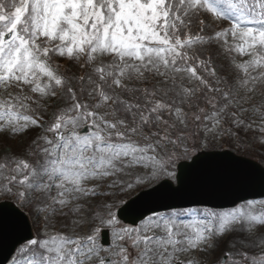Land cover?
<instances>
[{
  "label": "snow or ice",
  "instance_id": "6c2138e0",
  "mask_svg": "<svg viewBox=\"0 0 264 264\" xmlns=\"http://www.w3.org/2000/svg\"><path fill=\"white\" fill-rule=\"evenodd\" d=\"M53 57L81 74L61 72ZM257 94L264 97V0H0V132L41 130L25 156L0 155V192L43 214V235L17 249L20 264H200L181 255L214 249L231 233L241 234L232 247L259 248L232 264H264V200L189 210L190 220L152 213L119 228L107 202L162 179L179 193L180 161L192 168L201 149L238 138L233 128L264 133V98L245 107ZM50 100L61 103L45 121ZM249 111L259 124L245 125ZM96 197L104 199L90 204ZM57 217L70 233L48 230ZM96 220L114 229L110 255L119 259L101 256Z\"/></svg>",
  "mask_w": 264,
  "mask_h": 264
},
{
  "label": "water",
  "instance_id": "95a60500",
  "mask_svg": "<svg viewBox=\"0 0 264 264\" xmlns=\"http://www.w3.org/2000/svg\"><path fill=\"white\" fill-rule=\"evenodd\" d=\"M197 155L201 159L192 168L179 166L191 161H180L177 165V174H183L184 178L181 192L172 193L162 180L127 200L118 209V216L136 223L156 210L193 204L226 207L264 195V167L257 161L227 149L201 150ZM172 186L179 187V184ZM31 236L26 215L10 201L0 202V264L7 261L20 242ZM102 242L108 243L106 229L102 230Z\"/></svg>",
  "mask_w": 264,
  "mask_h": 264
},
{
  "label": "rangeland",
  "instance_id": "374dc122",
  "mask_svg": "<svg viewBox=\"0 0 264 264\" xmlns=\"http://www.w3.org/2000/svg\"><path fill=\"white\" fill-rule=\"evenodd\" d=\"M196 25H198V20L196 21ZM224 25H225V27H227L228 26L227 22H225ZM206 31L209 32L208 30H206ZM217 50L218 49H215V46H214V51H217ZM58 59H61L62 62L64 63V65L66 64V62H70V61H68V59L66 57L65 58H58ZM237 59L239 60L240 57L237 56ZM219 62L221 64H223L226 69H229V62L227 60H225L223 58ZM70 63L71 64H76L74 62H70ZM58 65H59V67H62L59 62H58ZM71 67L72 68H76V65L75 66H71ZM261 98H262V96L257 94L249 104L245 105V107L250 109L251 108V104L252 103H258L261 100ZM48 105H49V102H48ZM46 113H49V106H48V109H47ZM241 118L245 121V124L251 123L252 121H255L256 124H259V122H260V117L257 116V115H253V113L251 111L245 112L242 115ZM40 131L41 130L38 131L37 135L40 134ZM251 131L253 133H255V135L257 137H259L262 140H264V133H261L255 127V125L253 127H251ZM7 134H10V133L0 132V148L3 149V147H5L6 150H9L10 154H13V155L25 156L27 151L30 150L29 149V145L31 144L32 139L30 140V142L27 141L26 144L24 145L25 147L23 149H21L20 146H21V144L23 145V143H24V138H25V137H23L24 134H19L18 136H15V137L12 136V138L8 137ZM219 141L220 140H217L216 142H214L213 148H215V147H219V149L220 148H229V149H231V150H233L235 152H239V153L247 156V154L244 153V151H246V150H244V149L237 150L236 147H227L228 144L226 142H225V146L221 147V145H219V143H218ZM240 148H246V149H249L250 152L255 153L253 155H248V156H251V158H254V159L258 160L264 166V144H260L258 141L254 142V144H252V145L246 144L244 142L243 144H241ZM155 183H157V182H152L151 184L140 185L137 188H135L133 191H131V192L127 193V194L121 193V194H118L117 196L109 197L107 199V202L111 203L113 205V207L111 208V211L115 214L116 207H117V205L119 206L121 204L120 203L121 201L127 200L129 197H131L132 195L137 193L139 190L144 189L146 187H149V186H151V185H153ZM103 199H104L103 197H96L95 199H91L89 201V203L92 204V205H95L97 201L103 200ZM249 200H257V201H259V200H264V197L263 198H257V199H249ZM15 202L18 203L20 205V207L23 208L24 211L29 215L28 217H29L31 226L33 228V237L32 238H36L38 233H40V235L42 236L43 232H44L43 214L42 213L41 214H37L35 209H32L30 211L29 208L21 206V204L18 202V200L16 201V199H15ZM244 202H246V201L238 203L237 205H240V204H242ZM237 205H235V206H237ZM231 208H233V207L223 208V209H215V208H208V207H205V206H198V207L194 206V207H187V208L168 209V210H163V211L155 212V213H165V214H167V213H170L172 211H176V212L182 214V218L190 220V219H192V216H191V214H189V210L191 212H195L197 214H200V213H203V211L205 209L214 210V211H221V210H228V209H231ZM104 214L106 215V212ZM149 215H151V214H149ZM198 218H203V217L201 215H198ZM61 219H63V218L57 217L53 221V225L54 226L50 225L48 230L50 232L62 231V232H65V233H70V231H71L70 227H67V228L61 227V225H60V220ZM116 220L118 222L116 227L119 228V227H136L137 225H139L141 223V221L143 219L140 222H138L136 225L123 223L117 217H116ZM68 223L70 224V221ZM93 226H98V227H100V229L104 228V227H107V228L110 229V232H111V238H112L111 240H112V242H111V245L108 246V247H102L101 246V244L99 242V234H98V236L96 238V242L101 246V249H102L101 256L105 257V258H107L108 256H111L112 260L119 259V257H117V256L110 255L111 252L118 251V249L113 246V231H114V229L112 227L107 226V225L101 224L99 220H96L95 224ZM89 230L90 229H89L88 226H84L83 228H80L77 231L80 234H84V233L88 232ZM260 234H264V228L258 229L257 235H260ZM238 235H241V234L240 233L225 234L222 238H220L218 247H216L214 249H209L207 251L193 250L187 255H181V259L184 260V261H187V259H189V258H195V260L199 261L200 264H217V261H219V264H226V262H227V264H232L233 261L241 260V255L237 254L238 252L246 251V252H248L249 255H251L253 252H256V253L259 252V248H256V249H241L239 244H237L235 247H232L231 245H229L228 241L230 239H232L233 236H238ZM20 246H18L17 249ZM124 247H126L128 252L131 254V258L134 259L135 256H136V252H135V249L132 247L131 243L129 242V243L125 244ZM17 249H16L15 253L13 254V256L11 257V259H10L8 264H10V262L13 260L14 256L16 257V264H20V262L23 260L24 257L20 253H18ZM103 249H109V252H105V251H103ZM225 253H226V255H224Z\"/></svg>",
  "mask_w": 264,
  "mask_h": 264
},
{
  "label": "trees",
  "instance_id": "16d2710c",
  "mask_svg": "<svg viewBox=\"0 0 264 264\" xmlns=\"http://www.w3.org/2000/svg\"><path fill=\"white\" fill-rule=\"evenodd\" d=\"M219 64H221V63H218V65ZM72 73H75L78 76V72L77 71L73 70ZM223 73L226 74L224 70L221 72V74L223 75ZM262 98H264V97H262ZM60 103L61 102L60 101H57V100H54L53 101V103L51 104V106H52V110H51L52 113L56 110V108L58 106H60ZM245 125H247V124H245ZM39 130L40 129H33V130H30V131H27L23 135V137H25V138H24L23 145L21 144V146H20L21 149H23L25 147L24 145L26 144L27 141L30 142L31 139L33 140L36 137V135H37V133H38ZM232 130H233V132H236L237 133V137L238 138L229 139L228 137H224V138L220 139V141L218 143H219V145H221V147L222 146H225V142H226L228 144L227 147H236L237 150L244 149V150H246V151H244L245 154H247V155H253L255 153L250 152L249 149L240 148L241 144H243L245 142L246 144L252 145L256 141H258L260 144H264V142H262L264 140H262L261 138L257 137L255 135V133H253L251 131V128H247V130H245V127H241V128H233ZM7 136L8 137H11L12 135L11 136L7 135ZM213 146H214V143H211L209 145V147H213ZM5 150H6L5 147H3V149L0 148V155H3V153L5 152ZM1 196H4V194H0V197ZM5 197H6V195H5Z\"/></svg>",
  "mask_w": 264,
  "mask_h": 264
}]
</instances>
